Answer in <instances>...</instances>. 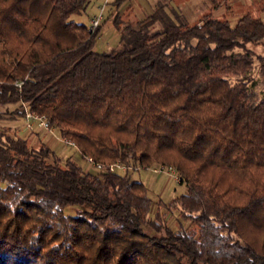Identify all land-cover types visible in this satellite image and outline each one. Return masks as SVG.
<instances>
[{"label":"trees","instance_id":"16d2710c","mask_svg":"<svg viewBox=\"0 0 264 264\" xmlns=\"http://www.w3.org/2000/svg\"><path fill=\"white\" fill-rule=\"evenodd\" d=\"M87 5L0 0V122L35 111L81 157L123 168L86 172L1 124L0 264H264V54L248 47L264 46V6L234 25L116 13L117 48L95 52L101 24L72 19ZM156 164L185 191L151 217L126 171Z\"/></svg>","mask_w":264,"mask_h":264},{"label":"rangeland","instance_id":"374dc122","mask_svg":"<svg viewBox=\"0 0 264 264\" xmlns=\"http://www.w3.org/2000/svg\"><path fill=\"white\" fill-rule=\"evenodd\" d=\"M238 1L242 4L244 2H248V4L250 3V0H236L234 2V6L238 10L235 9L234 11H230V16L232 15V17L229 19L231 25H234L236 22V19L239 16H241L250 5L253 6V4L255 3V2L253 4L251 3L250 5H247L244 7L243 5L240 6V3ZM109 2L111 3V0ZM99 5L101 6L103 4L100 2L94 6L92 5L91 7L87 5L88 7H86V9L89 8V11H90L89 15L86 14V11H82L79 14L72 16V19H74L76 22L84 23L88 25L89 18L92 15L97 14L99 7H100ZM257 5L259 7L264 6V0H261L260 2H258ZM109 7L110 6L107 5V6H104L103 8V13H102L103 19L101 20V23H100L101 28L99 30V33L95 37L94 45H93V51L95 52H108L112 49L117 48L118 46L119 34H118L117 29L111 23V20L114 14L110 12L112 8H109ZM238 7L239 8L241 7V8L239 9ZM248 47L252 49L255 53L264 54V46H261V45L253 46L249 44ZM255 71L257 70L255 69ZM258 89H264V84L259 85ZM16 107H17L16 105L7 106L9 110H13ZM10 119H11L10 121L8 120V121L0 122V128L2 127L1 124H4L10 127V132L12 134L14 133L16 134V132H18L17 134L19 136L26 135L27 137V136L34 135L37 137L38 134H40L39 132L40 130L38 128L32 132H26L24 130L26 132L25 133L23 131V120L21 118L19 119L18 117H15V115L11 114ZM45 132H46L45 134L47 135L50 134V132L54 133L56 138L60 136L56 132L55 128H52L50 130H45ZM56 141L59 146L63 148L64 147L68 148V149L65 148L66 150L59 151L61 152L60 153L61 157L70 155V157L73 158V160H75V162L79 166H81L84 171L95 174L94 171L88 168L85 161L83 160V157H81L80 153L77 152L76 150H72V146L69 147V146L62 145L58 142L59 141L58 139H56ZM29 143L33 146L37 145V142H34L32 144L30 140H29ZM73 148H75V146ZM59 152L57 151V154H59ZM152 167L153 166H150L148 168H141L138 166H134V167H131L130 169H127L126 171V174L131 180L140 181L147 187L149 191L150 199L153 203L151 217H153V213L156 207L155 204L159 199H161L164 203H167L168 201L181 195L185 191L184 184H181L179 182L180 181L179 176L174 170L172 169L168 170L167 168H164L158 172H155L152 170L153 169ZM65 212L69 215H73L72 209H66ZM161 212L164 213L165 210L161 209ZM165 219H166L167 225L173 230L177 228L178 223L180 221V217H179L177 210L173 211L172 213L165 214ZM184 225H188V223L184 222Z\"/></svg>","mask_w":264,"mask_h":264},{"label":"crops","instance_id":"0c3cea01","mask_svg":"<svg viewBox=\"0 0 264 264\" xmlns=\"http://www.w3.org/2000/svg\"><path fill=\"white\" fill-rule=\"evenodd\" d=\"M104 1L105 0H88V6L91 7L92 5L94 6L100 2L103 4ZM109 1L110 0H106L105 6L108 5L110 6L109 8H112L110 10L112 14L118 13L122 16V18L130 21H144L158 6H161L170 17H172L173 14H176L189 24H199L202 17L206 14H210L213 17L219 18L228 13V11H234L235 9L238 10L234 6V2L236 0H111V3ZM260 1L261 0H250L249 4L248 2H244L243 4L239 1L238 2L240 3V6L243 5L245 7L251 3H258ZM85 11L86 14L89 15V8H87ZM259 16L264 22V10L259 13ZM231 17L232 15L229 17V19ZM39 132L40 134H38L37 137L31 135L27 136V139L30 140L32 144L38 141L44 142L58 156H61V152L59 151L68 149L67 147L63 148L58 145L56 141L57 138L54 133L50 132V134L47 135L45 134V130H40ZM57 151L59 154H57ZM73 161L75 162V160Z\"/></svg>","mask_w":264,"mask_h":264},{"label":"built area","instance_id":"2783aa9c","mask_svg":"<svg viewBox=\"0 0 264 264\" xmlns=\"http://www.w3.org/2000/svg\"><path fill=\"white\" fill-rule=\"evenodd\" d=\"M105 5H106V0L103 2V5L99 7L97 14H94L89 18L87 27L90 31H93L95 28H97L100 25L101 20L103 19L102 13ZM20 84L21 83L18 81L16 83V86H20ZM22 120H23V130H25L26 132H32L37 128L40 130L52 129L49 120L46 116L40 115L32 110H26L22 117ZM57 139L59 140L58 142L62 145L72 146V147L75 146L74 143L69 139H67L66 137L59 136ZM83 160L85 161L88 168L94 171L96 175H101L102 173H106V172H114L119 168L120 169L123 168V165H120L119 163L107 165L102 162H95L91 157H84ZM152 168L153 171L158 172L166 167H164L163 165L156 164ZM167 169L171 170L169 168Z\"/></svg>","mask_w":264,"mask_h":264}]
</instances>
